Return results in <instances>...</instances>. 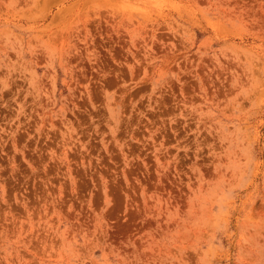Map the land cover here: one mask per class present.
<instances>
[{"label": "rangeland", "instance_id": "374dc122", "mask_svg": "<svg viewBox=\"0 0 264 264\" xmlns=\"http://www.w3.org/2000/svg\"><path fill=\"white\" fill-rule=\"evenodd\" d=\"M0 264H264V0H0Z\"/></svg>", "mask_w": 264, "mask_h": 264}]
</instances>
